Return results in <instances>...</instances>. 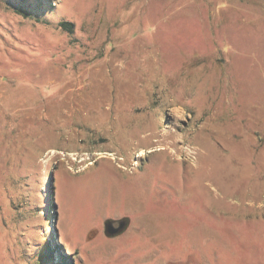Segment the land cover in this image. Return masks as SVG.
<instances>
[{
	"label": "rangeland",
	"instance_id": "obj_1",
	"mask_svg": "<svg viewBox=\"0 0 264 264\" xmlns=\"http://www.w3.org/2000/svg\"><path fill=\"white\" fill-rule=\"evenodd\" d=\"M117 220L106 264H264V0H0V264Z\"/></svg>",
	"mask_w": 264,
	"mask_h": 264
},
{
	"label": "crops",
	"instance_id": "obj_2",
	"mask_svg": "<svg viewBox=\"0 0 264 264\" xmlns=\"http://www.w3.org/2000/svg\"><path fill=\"white\" fill-rule=\"evenodd\" d=\"M84 230L86 231L87 229ZM73 234L74 232L71 229L67 231V234L65 232L63 233L62 236L64 238V246L68 248V251H72V253H75V255L79 258H83V264H106L108 261H111L113 258H115L114 256H111V251L116 247L115 239H113L116 234L110 236L101 233L98 236L100 237V240L97 242L95 240L98 237H93V239L88 240L84 238V236H79L76 238ZM118 250L117 256L124 252L123 250Z\"/></svg>",
	"mask_w": 264,
	"mask_h": 264
},
{
	"label": "water",
	"instance_id": "obj_3",
	"mask_svg": "<svg viewBox=\"0 0 264 264\" xmlns=\"http://www.w3.org/2000/svg\"><path fill=\"white\" fill-rule=\"evenodd\" d=\"M124 225L125 222L123 220H120L117 225H114L112 221L106 222L104 225V232L110 236L118 234L123 229Z\"/></svg>",
	"mask_w": 264,
	"mask_h": 264
},
{
	"label": "trees",
	"instance_id": "obj_4",
	"mask_svg": "<svg viewBox=\"0 0 264 264\" xmlns=\"http://www.w3.org/2000/svg\"><path fill=\"white\" fill-rule=\"evenodd\" d=\"M59 25L62 26L64 29H67L69 31L72 30V28H71L72 27V24L69 23V22H67V21H62V22L59 23ZM49 256H50V254H49Z\"/></svg>",
	"mask_w": 264,
	"mask_h": 264
},
{
	"label": "flooded vegetation",
	"instance_id": "obj_5",
	"mask_svg": "<svg viewBox=\"0 0 264 264\" xmlns=\"http://www.w3.org/2000/svg\"><path fill=\"white\" fill-rule=\"evenodd\" d=\"M119 221H120V220H117V221L114 223V225H117ZM123 221H124V220H123Z\"/></svg>",
	"mask_w": 264,
	"mask_h": 264
},
{
	"label": "bare ground",
	"instance_id": "obj_6",
	"mask_svg": "<svg viewBox=\"0 0 264 264\" xmlns=\"http://www.w3.org/2000/svg\"><path fill=\"white\" fill-rule=\"evenodd\" d=\"M164 140V139H163ZM162 148V147H161Z\"/></svg>",
	"mask_w": 264,
	"mask_h": 264
}]
</instances>
